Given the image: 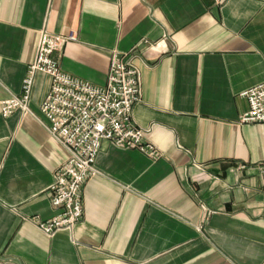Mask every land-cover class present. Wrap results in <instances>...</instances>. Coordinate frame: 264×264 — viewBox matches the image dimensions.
<instances>
[{
	"label": "crops",
	"instance_id": "obj_1",
	"mask_svg": "<svg viewBox=\"0 0 264 264\" xmlns=\"http://www.w3.org/2000/svg\"><path fill=\"white\" fill-rule=\"evenodd\" d=\"M42 28L75 33L61 68L96 85L135 48L132 116L163 152L104 140L80 221L53 236L29 220L56 213L68 157L41 122L50 76L35 74L30 111L1 114ZM263 80L264 0H0V264H264V122L239 121Z\"/></svg>",
	"mask_w": 264,
	"mask_h": 264
},
{
	"label": "built area",
	"instance_id": "obj_2",
	"mask_svg": "<svg viewBox=\"0 0 264 264\" xmlns=\"http://www.w3.org/2000/svg\"><path fill=\"white\" fill-rule=\"evenodd\" d=\"M76 38L68 34L40 30L34 60L28 65L22 83V93L1 101V114L10 115L14 109L30 111L28 105L36 73L51 78L49 91L41 101V113L47 121L44 127L68 151L67 159L54 173L50 187L51 205L56 213L45 220L31 217L45 235L60 230L72 232L83 213V188L88 178L99 173L96 156L104 140L113 146L137 149L151 159H159L161 148L148 138L149 127L136 124L132 110L141 102V72L135 63V48L120 52L113 50L107 80L96 85L65 72L58 53ZM143 42L148 40L143 39ZM249 108L240 122H264V80L242 92ZM204 211H211L204 203Z\"/></svg>",
	"mask_w": 264,
	"mask_h": 264
}]
</instances>
